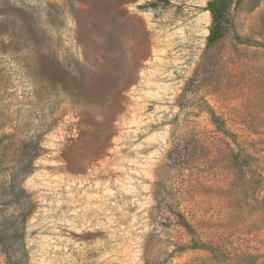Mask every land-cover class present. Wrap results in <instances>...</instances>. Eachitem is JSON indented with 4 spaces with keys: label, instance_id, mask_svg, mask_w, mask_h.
<instances>
[{
    "label": "rangeland",
    "instance_id": "obj_1",
    "mask_svg": "<svg viewBox=\"0 0 264 264\" xmlns=\"http://www.w3.org/2000/svg\"><path fill=\"white\" fill-rule=\"evenodd\" d=\"M209 1L0 0V232L29 264H264V0L207 47Z\"/></svg>",
    "mask_w": 264,
    "mask_h": 264
},
{
    "label": "trees",
    "instance_id": "obj_2",
    "mask_svg": "<svg viewBox=\"0 0 264 264\" xmlns=\"http://www.w3.org/2000/svg\"><path fill=\"white\" fill-rule=\"evenodd\" d=\"M158 1V0H157ZM167 2V0H159ZM230 0H210L206 6L211 16V25L207 35V47L219 42L225 35V16L227 6ZM187 149H196L199 146V142L195 138H187ZM190 148H189V146ZM179 144L176 145L175 151L178 150ZM22 191V190H21ZM22 213H19L17 217H20ZM16 231L13 235H8L7 232H0V251L4 254L7 264H29L27 252L21 243H17L14 237H16ZM13 237V238H12Z\"/></svg>",
    "mask_w": 264,
    "mask_h": 264
}]
</instances>
